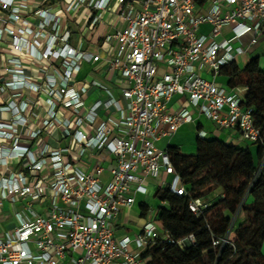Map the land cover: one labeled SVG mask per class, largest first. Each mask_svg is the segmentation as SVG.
<instances>
[{"label":"built area","instance_id":"obj_1","mask_svg":"<svg viewBox=\"0 0 264 264\" xmlns=\"http://www.w3.org/2000/svg\"><path fill=\"white\" fill-rule=\"evenodd\" d=\"M263 35L264 0H0V264H146L143 251L164 235L157 208L134 236L115 232L159 175L157 186L186 194L157 143L200 115L262 142L241 104L246 87L216 77ZM83 62L117 75L121 98L79 78ZM91 88L105 98L86 103Z\"/></svg>","mask_w":264,"mask_h":264},{"label":"trees","instance_id":"obj_2","mask_svg":"<svg viewBox=\"0 0 264 264\" xmlns=\"http://www.w3.org/2000/svg\"><path fill=\"white\" fill-rule=\"evenodd\" d=\"M219 75L228 88L246 87L241 104L251 111L262 142L255 143L252 152L247 146L197 136L192 154L167 145L186 194L179 195L168 186L156 187L154 196L160 203L155 219L164 235L143 251L146 264H264V163L260 166L264 155V54L249 57L243 66L236 61L227 64ZM195 198L208 202L198 214L189 207ZM149 208L140 202V216L145 217ZM240 213L242 220L232 222ZM229 231L224 245L212 244ZM188 235L194 241L179 245Z\"/></svg>","mask_w":264,"mask_h":264},{"label":"crops","instance_id":"obj_3","mask_svg":"<svg viewBox=\"0 0 264 264\" xmlns=\"http://www.w3.org/2000/svg\"><path fill=\"white\" fill-rule=\"evenodd\" d=\"M208 25H203L202 28L206 29L208 28ZM106 31V28L104 26V24H101L100 27L97 29V31L94 33L93 36V40H101V35ZM262 41V43L264 42V35L262 36V38L259 40ZM77 42V38L74 39V43ZM98 42V43H99ZM260 44H257L256 48H259ZM254 49V51H255ZM253 51V53H254ZM252 53V54H253ZM255 55H261L260 52L255 53ZM254 56V55H247V56H241V58H243L244 60V64L245 62L248 60L249 57ZM239 65V58L236 61ZM243 66V65H240ZM106 66L103 65L101 62H83L81 65V69L80 72L78 74L79 78H83L86 75L87 76H95L97 78H99L100 80H102L103 82H105L110 89L112 90V94L116 99H120L121 98V93H120V89L119 87L116 85L115 83V79L117 78V75L112 76V81H109L100 71L102 69H105ZM216 81H217V77H216ZM219 84H221L222 86L227 87L222 80L217 81ZM245 93V90L243 92V94ZM105 98V94L104 92L99 89V88H91L86 97H85V102L89 103L93 100L96 99H103ZM179 100V96L174 95L169 103V105L171 106L172 109L177 107V101ZM196 130L195 132V137H194V143H195V139L198 136V130H202L205 132V136L208 138H217L220 140H223L226 143L232 144V145H236V146H247L250 148V150L252 152L256 151V146L254 144L248 143L244 140L241 139V137L239 136V134L237 132H233L229 129H225V128H220L218 127L216 124H214L211 120L205 118L204 116H196V120L195 122L192 123H186L183 124L182 126H180L176 132H174L171 136L169 137H165L162 138L160 141H162L163 139L166 140L167 145H174L179 147L180 145H182L184 142L188 141L191 139L190 134H192V130ZM167 179H170V176H166ZM217 192V191H216ZM136 202V200H135ZM135 202L133 203V205L128 209V210H124L123 212L120 213L119 215V220H122V218H125L127 216V214L133 210ZM142 202V201H141ZM145 202V201H144ZM140 204V202H139ZM150 207V206H149ZM157 207V206H156ZM151 209V208H149ZM140 215V214H139ZM145 218V217H143ZM243 218V214L240 213L237 216H235V220L236 222L241 221ZM145 220V219H144ZM119 226V225H118ZM140 231V227H138V231ZM136 232V233H137ZM121 237V236H118Z\"/></svg>","mask_w":264,"mask_h":264},{"label":"rangeland","instance_id":"obj_4","mask_svg":"<svg viewBox=\"0 0 264 264\" xmlns=\"http://www.w3.org/2000/svg\"><path fill=\"white\" fill-rule=\"evenodd\" d=\"M201 30L206 31V29H204V28H202ZM258 44H260L259 45L260 47L255 49L257 46V45H255L254 47L251 48L248 55H255V53H257V52H260L261 55L264 54V42L262 43V41H259ZM254 49H255V51H254ZM253 51H254V53H253ZM239 63H240V65L244 64L243 58L239 57ZM203 75H204V77L212 78L210 75H208L206 73H203ZM220 80H222V76L218 75L217 81H220ZM195 132H196L195 129L192 130V134H190L191 139L188 141V138H187V141L179 146V149L182 153L192 154L195 152V145H194ZM166 145H167V142L165 139H163L162 141H159L157 143V146L162 148V149L165 148ZM159 182H160V175L151 181V183L149 184V187H148L149 190L146 194H138L137 195L133 210H131L125 218H122V220H119V222H118L119 226H117V229L115 232L116 236L129 235L130 237H132L138 231V227L141 228V226L144 223V219H147L148 216H146V218H143L139 215V202L145 201L150 206L151 209L155 210L156 206L160 203V201L154 196V191H155Z\"/></svg>","mask_w":264,"mask_h":264}]
</instances>
